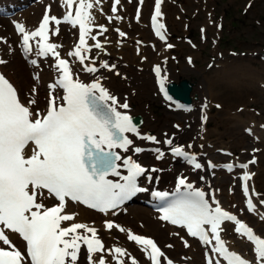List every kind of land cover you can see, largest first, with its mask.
<instances>
[{"label": "bare ground", "instance_id": "obj_1", "mask_svg": "<svg viewBox=\"0 0 264 264\" xmlns=\"http://www.w3.org/2000/svg\"><path fill=\"white\" fill-rule=\"evenodd\" d=\"M8 1L10 0H0V4ZM110 1L73 0L74 8H81L80 22L83 23L84 31L82 39L78 37L76 26H70L66 23V33L62 30L60 31L58 24L53 26V32H59V38L66 34L67 40L62 45L60 44V47L63 53L69 55L70 75L75 85L95 83L97 89L94 91L111 107L118 119L123 116L128 117L132 113L139 114L137 117L141 121L136 126V129H125L127 142L119 150L120 158L123 159L125 156H129L141 161L142 165L146 161H149L147 167L150 164H156L159 167V163L154 160L156 151L152 150L153 146H159V149L166 147L167 154L164 155L170 161L168 160L164 164L163 174L155 170L151 173L149 179H147L149 170L140 168L143 185L147 186L148 189L146 194L139 196L142 197V203L138 202V204L126 206V213L134 218V220L113 211L96 212L76 203L66 201L64 208L71 211L70 220L78 219L82 221L80 231H95V245L89 253L90 257L88 260H86L85 256L80 255L74 262L65 258L61 264H151L146 245L136 243L130 237L131 234L142 233V231L152 234L157 238L163 248L162 256L170 254L177 264H181L184 260L200 264L201 255L199 254V250L205 247L199 245L194 239L184 237L179 229L175 228L176 231L174 233H171L170 229L166 232L161 230L160 227L165 229L166 226L168 228H171V226L158 220L153 209L146 206L145 203L150 200L151 191L163 188L181 189L182 187L197 186L210 191L215 195L219 204L225 208L234 210L238 215L248 220L256 232H261L258 228L264 230V210L258 204L257 199L252 198L253 205L247 209L245 198L239 190V201L236 203L237 207L235 208L230 202L231 195L233 194L230 195V183L225 179V173L218 172L220 175L212 177L214 165L218 163L233 165V163L242 162L243 160L239 159V156L230 154V156L218 158L216 157L217 155H214V159L208 157L213 162L211 168H208L205 160L195 168L187 165L179 156L173 158V154L169 151L176 144H181L182 148L188 151L190 142H195L199 146L203 144L204 147L199 150V153L204 156L212 147L217 148L219 151L225 150V146L217 147L214 143H211L212 140L207 138L209 133L206 129V108L205 110H201L200 105L204 103V107H207L212 99L211 90L214 85L220 86L221 91L215 93V95L219 96L220 99L224 95L225 99L222 98L224 102H226L225 100L241 97L238 85L235 79H233L234 75L232 73L226 74V69L220 70L219 75L222 78L230 79L226 85L227 88L219 83L212 84L209 80H205L203 90H198L197 81L195 83L192 82L190 94L194 93L195 97L191 98L190 105L191 109H196V115L194 116L191 110L188 111L178 106L181 101L168 98L165 100L167 103L165 106L167 111L165 112L172 114V111H180L182 109V111H185L184 115H182L180 121L172 120V124L170 125H167L166 122H159L150 106L154 103L156 97L162 99L156 83L157 80L163 78L164 81L165 76L168 75L173 80L185 77L191 82L194 79L192 72L188 67H184L176 70L174 73H168L166 63L164 62L159 76H156L151 71V65L156 63L157 60L150 63L148 70L145 69L146 66L143 67V65H148L147 63L150 59H156L159 56H162L163 59L164 55H166L165 53L170 52V49H172L173 43L168 42V35L165 31L164 41L159 40L151 33L152 41L146 43L143 28L139 27L146 12V1L116 0V9L113 11L109 9L111 5ZM151 1L153 6V0ZM164 1L161 0L157 5L156 12L157 18L160 20L163 28ZM28 2H31V4L18 10L5 6L0 7V58L2 60L0 63V76L7 82L9 87L16 89L17 98L28 105L31 116L37 117L47 104L49 81L53 77H57L59 71L55 69L53 59L38 56L35 47L28 51L18 41L20 33L12 28L11 23L14 19H20L25 25H30L35 15L39 12L48 8L50 11L59 9L62 0H22L23 4ZM132 4L136 5L134 11H131ZM150 10L151 8L148 11V16ZM133 13L136 16V21H130ZM105 14H109V22L103 18ZM175 18L178 20L179 16L175 15ZM112 24L114 25L113 30L110 28ZM132 31L133 33L131 34ZM58 40L60 41L61 39ZM71 46H76L79 59L73 57ZM32 58H36L35 64ZM110 64L113 65L112 68L109 67ZM85 66H94L95 69L86 72L84 71ZM42 86L44 92H41ZM223 88L224 90H222ZM205 90L208 94L203 97ZM53 91H57L58 93L63 92L58 86H55ZM234 94L235 96L231 97ZM229 106L232 107L233 105ZM233 115H236V113ZM191 118L194 121L192 131H184L185 125L191 128ZM254 121L253 118H249L243 126H249L255 138H259L257 133L262 137L263 132L257 131V123H254ZM152 135H154V140L149 141L148 137ZM167 139H171V141L175 140L176 143H169L167 145ZM138 147H140V151H137ZM171 158H173L172 161ZM175 162H178V164H175ZM234 170L236 171L237 169L234 168ZM242 173L248 174L246 182L252 191L255 190L251 164H246L243 168L239 169V176ZM180 176L185 177L182 186L175 181ZM230 176L234 177V173H231ZM224 183L227 186V191L224 193V202H230L229 204L219 200L218 189ZM35 191V202L36 206L39 207L45 203V200L49 196L43 190L36 189ZM51 201L49 200V202ZM110 218L112 219L111 224L109 226L104 225L103 221ZM222 232L226 236V242L230 249L237 252L241 251L245 256H250L254 262H257L259 257L253 254L255 251L253 244L249 239L236 231L233 222H224ZM4 233L12 235L15 245L21 248V241L18 239L16 233L7 229L4 230ZM262 234L264 235V233ZM181 236L187 242L186 247L181 246L177 242ZM113 246H115L114 250H112Z\"/></svg>", "mask_w": 264, "mask_h": 264}, {"label": "rangeland", "instance_id": "obj_2", "mask_svg": "<svg viewBox=\"0 0 264 264\" xmlns=\"http://www.w3.org/2000/svg\"><path fill=\"white\" fill-rule=\"evenodd\" d=\"M144 1H146V12L139 27L143 28L146 43H150L152 36L147 27V15L151 0ZM30 4L31 2L23 4L22 0H10L0 4V7L17 9ZM131 7V11L136 9L135 4H132ZM163 8V26L168 35V42L173 43V47L170 52L165 53L163 59L162 56L150 59L148 65L144 64L143 67L146 66L145 69L148 70L150 63L154 60H157L161 65L165 62L168 73L188 67L194 78L192 82L197 81L198 90H203L205 80H209L212 84L219 83L227 88L226 85L230 79L222 78L219 75L220 70L226 69V74L234 75L233 79L238 85L241 97L224 102V95L223 99L215 95L221 91L220 86L214 85L211 90L212 99L207 107H204V103L200 105L201 110L206 108V129L209 133L207 138L212 140L211 143L217 147L225 146V150L222 151L212 147L205 156L214 157L217 155L218 158H224L231 154L239 156V159L253 156L254 161L250 164L254 178L253 185L257 192L255 197L264 198V0H165ZM175 15L179 16L178 20ZM103 18L110 21L108 17ZM130 21H136V19L131 17ZM113 26L112 24L111 30H113ZM63 30L65 29L63 28ZM165 77V81L173 79L168 75ZM41 92H44L43 86ZM206 94L208 93L205 90L203 97ZM234 96L235 94L231 97ZM161 100L156 97L154 103L150 105L157 120L166 122L167 125L172 124V120L180 121L185 111L182 109L172 111V114L165 112L167 103L165 100ZM187 110H191L192 114L196 115V109ZM234 113L236 115H233ZM249 118L255 120L257 131L263 132L262 137L257 133L259 138H255L250 127L243 126ZM193 122L192 119L191 128L185 125L184 131L191 132ZM214 138H218L219 141ZM171 143H176V141L172 140ZM203 147V144L199 146L195 142H190L188 145V149L196 153ZM167 162V157L159 160L161 174L164 173L162 169ZM218 172L225 173V179L230 183V195L233 194L230 202L236 208V203L239 201L238 172L224 171L218 166L212 172V177L220 175ZM231 173H234V177L230 176ZM226 183L221 184L218 189L221 202L225 200ZM141 198L137 195L126 206L142 203ZM230 202L224 203L229 204ZM143 206L145 205L143 204ZM125 209L118 213L134 220L126 213ZM160 229L165 232L168 230L167 227L165 229L160 227ZM170 232L174 233L175 230L171 228ZM177 242L183 247L186 246L181 239H178Z\"/></svg>", "mask_w": 264, "mask_h": 264}, {"label": "water", "instance_id": "obj_3", "mask_svg": "<svg viewBox=\"0 0 264 264\" xmlns=\"http://www.w3.org/2000/svg\"><path fill=\"white\" fill-rule=\"evenodd\" d=\"M192 81L190 82L187 78H180L177 81H169L167 83V88L170 93L180 99L183 102H190L192 97H195V94L190 95ZM135 123H139V120H135Z\"/></svg>", "mask_w": 264, "mask_h": 264}]
</instances>
